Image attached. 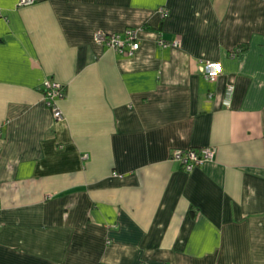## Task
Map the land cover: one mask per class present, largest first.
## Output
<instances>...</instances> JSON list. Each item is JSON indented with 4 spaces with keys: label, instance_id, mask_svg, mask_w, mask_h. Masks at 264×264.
Wrapping results in <instances>:
<instances>
[{
    "label": "crops",
    "instance_id": "0c3cea01",
    "mask_svg": "<svg viewBox=\"0 0 264 264\" xmlns=\"http://www.w3.org/2000/svg\"><path fill=\"white\" fill-rule=\"evenodd\" d=\"M0 264H264V0H0Z\"/></svg>",
    "mask_w": 264,
    "mask_h": 264
},
{
    "label": "built area",
    "instance_id": "2783aa9c",
    "mask_svg": "<svg viewBox=\"0 0 264 264\" xmlns=\"http://www.w3.org/2000/svg\"><path fill=\"white\" fill-rule=\"evenodd\" d=\"M33 0H19L20 5L31 4ZM138 35V30L129 28L123 31V33H115L113 35H105L97 33L94 37L98 43H106L110 47L114 48L118 53L132 54V52L139 47V43L135 41ZM160 44H164L162 40ZM221 72L220 62H206L205 63V76L214 81ZM43 93L46 105L52 111V114L56 121L64 119V114L59 106V100L65 96L64 84L59 81L47 77L43 81ZM216 149L211 146L196 148H178L172 151L171 157L180 162L186 170H192L198 165H201L206 160L214 158ZM87 155H84L86 157Z\"/></svg>",
    "mask_w": 264,
    "mask_h": 264
},
{
    "label": "trees",
    "instance_id": "16d2710c",
    "mask_svg": "<svg viewBox=\"0 0 264 264\" xmlns=\"http://www.w3.org/2000/svg\"><path fill=\"white\" fill-rule=\"evenodd\" d=\"M42 90H43V88H42Z\"/></svg>",
    "mask_w": 264,
    "mask_h": 264
}]
</instances>
